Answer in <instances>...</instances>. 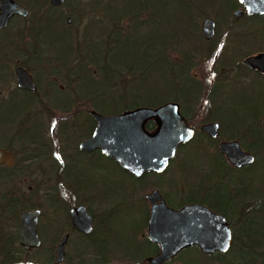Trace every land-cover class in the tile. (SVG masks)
<instances>
[{"label":"rangeland","instance_id":"obj_1","mask_svg":"<svg viewBox=\"0 0 264 264\" xmlns=\"http://www.w3.org/2000/svg\"><path fill=\"white\" fill-rule=\"evenodd\" d=\"M196 4H198L197 0H191L190 4H177L174 1L167 4L162 0H66L64 6L59 8V12H63L68 8L72 14L73 21L71 25L66 26L64 16L62 25L57 24L55 26L58 33H51L49 36L52 44L48 39H40L39 46L42 49L43 56L39 69H35V73H38L41 79L39 86V94L42 96L41 102L49 101L48 98L44 97L51 94L50 83L52 84V81H54L53 83H55L57 89L59 85L63 86V82L66 79L65 72L63 73V70H60L63 66L57 64L59 61L57 53L61 55L62 59H65L66 67L71 69L75 63L74 61L83 60L81 58L82 55L77 52L80 50L85 32L88 31V34L98 42V46H96L100 49V52L102 54L106 53L104 55L107 57L110 55L109 59H102L103 64L114 68L118 67L121 62L124 64L131 63L135 65L137 72L143 69L146 70L145 85L149 89L154 83L158 85L163 81L162 75L164 73L161 68L158 69L162 62L159 61L161 65H156L152 63L151 59L157 54V51L162 54L164 53L163 51L167 50L165 56L170 63L188 65L190 67L188 75L196 82V86L201 93L193 95L187 86L186 88L181 86L183 94H192V96L188 97L186 101L179 103L186 111L189 122L197 129V135L200 134L197 139L179 150L176 162L171 164L170 169L163 175V178L148 177L132 186H130V183H132L130 177L122 170H119L109 159L96 157L90 161V156L87 164L77 167L79 173L82 174V179L77 181V185L83 187L86 191L85 193H77L70 188V185L68 188L66 186V184L70 183L68 181H72L69 176V167L66 166L63 177L61 176L62 171L60 168L63 163L67 164V153L69 150H73L85 136H83L82 132L77 131L74 134L75 136H72L69 141L67 138L65 140L64 135L59 131L58 125L60 123L58 121H65L69 117H66L67 115L64 112L62 114L60 110H44L40 102L41 114L45 115H41V133L38 132L37 139L40 141L38 148L43 150L42 153L45 156L40 158L39 161L29 163L27 167L25 164L20 166L17 164V169L13 176L7 177L8 179L5 178L7 182L0 183V199L5 193H15L21 199L39 205L42 211L45 212L46 217L49 216L51 219V223L43 225L42 233L39 232L42 239L41 247L28 255H23L24 260L26 257L33 263L54 264V246L64 233L69 232L70 237L65 248L66 259L62 264H133L134 262L127 255L135 258L134 256L136 255L140 257L152 252V247L150 246H144L143 248L136 246L141 244L146 238L147 232L146 221L143 224V215L145 212L148 214L149 205L144 199V194L155 187L169 196L178 195L177 197L180 196L181 198L186 195L185 193L193 191V188H198L199 185L204 184L205 181L207 182V174L211 169L210 159L202 158L201 154L195 157L190 155L194 150H203L205 156L212 159L215 157L217 142L213 145L209 144L206 136H204L205 134L200 131V127L212 121L211 115L215 108L219 106L218 104H224L225 115L230 120L234 118L232 117L233 111H236L242 117L251 109H254L257 113L259 112V114L264 111V105L260 102L254 104L251 100L243 103H239L237 100H226L220 92L224 91L228 86L224 87V89L217 87L227 84L224 71L229 70L233 63L234 65L242 63V60L247 55L264 51V43L260 42L263 41V35L256 34L253 38L250 37L249 40V31L244 36V31L246 32L245 26H249V30L255 31L263 29L264 25L260 23L258 27L256 21L249 22L243 18L236 19L233 16V11L236 7L229 9V4L225 0H210L205 5L204 10L195 18V22L191 24V31L186 36V25L183 20H187L188 16L196 13L197 8L193 6ZM147 7L156 8V11L159 12V23L156 22L155 25H150L148 21H154L155 16H152L148 9L144 10ZM44 10L46 9L44 8ZM126 12L133 14L119 17ZM207 17L213 18L216 22L215 34L211 42H205L200 30L202 21ZM138 22L141 25H137ZM134 24H136V27L126 38L116 37V34L119 36L126 35L131 31ZM47 26L53 28V22H50ZM255 37L257 38L255 39ZM70 39L74 49H79L76 54L73 53L71 61L68 52L69 47H66ZM157 43L159 44L158 47L154 46ZM104 45L105 47L103 48ZM97 47H91L87 51L96 52ZM107 48L108 50H106ZM112 48L113 50H111ZM81 49V51H84L86 48L82 47ZM85 66L91 71L93 78L98 80L97 68L89 63ZM53 70H56L58 75H51ZM169 77V75L166 76L168 81H170ZM251 78L252 75L248 73L242 79L243 85L246 84L248 93L251 92L253 87ZM114 79L117 80L118 78ZM181 81L184 82V78L180 76ZM258 83L256 82L255 88L260 92L263 100L264 76H261V82ZM187 85H190V83ZM103 87L105 86L90 87V90L95 92L94 89ZM214 87L215 89L217 87L216 91L213 90ZM14 88L15 82L13 76H11L6 84L0 85V90H2L0 96H7ZM64 91L67 92V90ZM159 91L163 92L160 95H155V97L151 95V92H142L140 97L143 100L146 98L161 100L170 93L168 88H162ZM74 96L78 95L74 94ZM95 99L103 100L104 104H100L98 108L104 112L97 110L89 103L87 105L89 109H95L101 113H106L111 108L119 109L122 106V110L127 109L126 104L130 100L126 98L125 105H123L115 94L101 97L97 95ZM29 101L28 98L20 97V100L18 98L14 104L5 102L0 106V146L10 145L16 153V162H18L19 158L28 156V151L19 149L21 147L19 145L17 122L20 118H13H15V113L21 112L22 114L27 109ZM31 110H33V107H31ZM47 111H53V113L50 115ZM46 115L48 116L47 118L45 117ZM257 124L258 128L264 130L263 119H260ZM86 128H83L84 131ZM220 131H222L221 128ZM238 134L240 135V142L244 144L251 142V136L243 135L241 131ZM220 140H229V138L220 137ZM263 152L261 150L259 154L264 159ZM178 164H180V167H176ZM229 171L228 176H231L232 171ZM258 178H262L260 171L256 177H253L252 180H247V182L256 189L257 185L259 186ZM174 181L178 184L174 183ZM72 182L76 183V181ZM211 185L200 186V195L202 190H206L205 186H210V188L214 186L213 184ZM235 186L230 183L228 190L233 191ZM210 188L208 187L207 190L210 191ZM253 188H250L249 191ZM126 190L129 198H126ZM253 193L262 194L255 190ZM78 199H86L88 208L94 215L98 226H103L107 218L106 227H108V233H103V236L105 237L104 241H107L106 243L109 246L106 247L107 250L101 257L95 254L85 239L80 238L76 232L71 231L68 210ZM53 200L62 201L66 209L56 214L50 205ZM121 201L122 204L117 209L119 204L114 202ZM176 201L175 198H171V203L174 204ZM113 207H115L116 211ZM110 213L111 215L108 216ZM7 222V217L3 216L0 210V233L12 231L7 226ZM148 255L150 254L140 258L139 262L147 264L145 258ZM227 256L229 257L230 253ZM174 261L183 262L184 264H203L204 258L197 250H190L179 253L175 260L166 264H173Z\"/></svg>","mask_w":264,"mask_h":264},{"label":"trees","instance_id":"obj_2","mask_svg":"<svg viewBox=\"0 0 264 264\" xmlns=\"http://www.w3.org/2000/svg\"><path fill=\"white\" fill-rule=\"evenodd\" d=\"M162 1H165V3L167 4L172 1L176 2L177 4H190L191 0ZM197 1L198 4L193 5L195 8H197L196 13L188 16L187 20H183L184 24L186 25V36H188L189 32L191 31V24L195 22V18L204 10L205 5H207L210 0ZM225 1L229 4V9L240 6L237 0ZM147 9L150 11L152 16H155L154 21H148L150 22V25H155L156 22L159 23L160 17L159 12L156 11V8L147 7L144 10ZM129 14L133 13L126 12L120 15L119 17L121 18L122 16ZM255 19L258 21V23L264 25V15L256 16ZM137 25H141L140 22H138ZM135 27L136 24H134L131 31H129L126 35L119 36L118 34H116V37L126 38L128 35L131 34L132 30ZM257 30L260 31V35H263V41L260 42L264 43V27L263 29ZM95 35L97 37L96 33ZM96 45L98 46V42L94 37H91L88 34V31L85 32L84 39L80 45V50L74 49L70 39L69 43L67 42L66 46L69 47L68 52L70 61L72 60L73 53L76 54L78 50L79 52L77 53H80L82 55L81 58L83 59L79 60V62H77V60L74 61L75 63L71 69H68L66 67V62H64L65 59H62L61 55L57 53L59 60L57 64L63 66V68L61 67L60 70H63V73L65 72L64 74L66 79L65 82H63V89H61L60 87H57L56 89V85L55 83H53L54 81H52V84L50 83V88L52 89L50 95H52L54 98L51 101L49 99V101L47 102H41V106L44 110H60L61 112L70 111L71 105H75L77 103L75 102L77 100L71 102L69 99V97L74 94L90 97V99L86 101H80L79 104L88 106L87 104L89 103L97 110L104 112L98 108L99 105L103 103V100H96L95 97L97 95L101 97L110 96V94H115L123 105H125L126 98H129L130 100L127 101L126 104V106L128 107L127 109H134L137 107H156L168 101L182 102L186 101L188 97L192 96V94L194 95L195 93H201V91L196 86V82L193 80V78L188 75L190 67L188 65H180V63L168 62L165 56V52L167 50L163 51L164 53L162 54L157 51V54L154 55L153 58L151 57L152 63H155L156 65L160 64L159 61L162 62V65L160 64L161 66H159L158 69L161 68L164 75H162L163 78L161 77L163 79L162 83L158 85L154 83L153 86L151 85L150 90L145 85L146 70L143 69L142 71L137 72L135 65L131 63L124 64L123 62H121L118 67H108L102 63V59L107 60L109 59L110 55L107 57L106 55H104L106 53L102 54L100 52V49ZM158 45L159 44L157 43L154 46L158 47ZM82 47H85L86 49L84 51H81ZM91 47H97V51L88 52L87 50ZM104 47L105 45L103 46V48ZM113 48L111 50H113ZM106 50H108V48ZM88 63L94 65L97 68V74L99 78L98 80H95L93 78L91 71L87 69V66H85ZM248 73L252 75L251 82L253 87L251 88L252 90L250 93L247 92L246 84L243 85L244 82H242V79L245 78L246 74ZM224 74L226 75L225 79L227 84H223L222 86L220 85L217 87L224 89V87L228 86V88L220 92V94L223 95L226 100H237L239 101V103L251 100V102H253L254 104H256V102H260L264 105V98L262 100L260 92H258L255 88L256 82H261V76H264L263 73L253 71L243 63H238L236 65H234L233 63L230 66L229 70L224 71ZM51 75H58V72L56 70H53ZM165 75L170 76V81L166 79ZM180 76L184 78V82H180ZM116 77L118 78L117 80L114 79ZM188 83H190V85H187ZM101 85H104L105 87L96 88L94 89L95 92L90 90V87L94 88L99 87ZM181 86L184 88H186L187 86V88L192 91V94H183V90L182 88H180ZM217 87L216 89L214 87L213 90L216 91ZM162 88H168L170 90L169 95L166 96L164 99L158 100L146 98L145 100H143L140 97L142 92H151V95L154 97L157 94L160 95L161 92L164 91H159ZM64 90H67V92H65ZM218 105L219 106L215 108L213 114L211 115V120H217L218 122H220L222 129V131H220V137L236 139L240 142V135L238 134L240 131L243 132V135L251 136L252 140L249 144H244L242 142H240V144L245 150L256 154V159L252 165L243 167L241 169H235L226 162L225 157L218 151L215 153L216 155L215 157H213V159L211 157L205 156L203 150H194V152H192L190 156L195 157L196 155L201 154L202 158L206 157L207 160L210 159L209 161H211V169L207 174V182L205 181L204 184H213L215 186V189L212 191H208V188L205 191L202 190L203 196L202 194L200 195V201L208 202V205L211 208H213L217 212L222 213L227 218L232 228L233 240L230 249L226 253L204 254L199 250V248L192 246L185 248L180 252V254L185 251L197 250L199 254L204 258L203 264H264V159L261 158L259 154L261 150L264 151V130L257 127L258 121L260 119L264 120V111L259 114V112L257 113L254 111V109H251L247 111V114L243 115V117L239 115L236 111H233L232 117L234 118L233 120H230L225 115L226 111L224 109V104ZM122 108L123 106L119 109L111 108L106 113H119L123 111ZM186 117L188 118L187 114ZM70 119L71 118L66 119L65 121H58V123H60L58 125L59 131L64 135L63 137L65 138V140L67 136H70V133L75 134V132L77 131L82 132L83 136H86L88 133H90L91 129L93 128V120L90 114H85L82 117V115L74 111L72 116V119L74 121L73 124H70ZM146 126L148 129L154 128L153 123H148ZM70 128H72L71 131ZM83 128H86L85 131ZM38 132L41 133V131L39 130L35 131L33 134H27L25 137L26 141L24 142V146L25 150L28 151V156L19 158L18 162H16L13 167L0 168L1 184L7 182L5 178L13 176L14 172L17 169V164L18 166H20L21 164H25V166L27 167L29 166V163H32L33 161H39V159L42 158L41 156L43 150L38 148V145L40 143V141L37 139ZM198 135H196L192 141L197 139ZM204 136H206V140L209 142V144L213 145L214 143H216L215 140L210 139L207 135ZM185 146L186 145L180 146V150L183 149ZM65 168L66 164L63 163L60 168L62 171V177ZM229 170L232 171L231 176H228L230 173ZM259 171L261 172L262 178H258L259 186L257 185V188L254 189L252 185L248 184L247 180H252L253 177H256ZM230 183L236 185L233 191H231L230 189L228 190V185ZM73 185L74 192H86L85 190H82L83 187H79L77 185V182L73 183ZM66 186L68 188L69 184H66ZM250 188L253 189L249 191ZM254 190L257 192H261L262 194H254ZM189 197L192 200L193 193H190ZM80 200L81 199H78L76 201ZM81 201L88 203L86 199H82ZM50 205L52 206V209L56 214L66 209V206L63 204L62 201L53 200L50 202ZM1 206L2 213L5 216L13 218L15 221L18 213L22 209L39 207V205L33 204V202L30 203V201L28 200L21 199L15 193H5L1 199ZM143 218V224H145V221L147 219L146 213L143 215ZM46 220L47 222H45ZM40 221L41 222L39 224V231L42 233L44 227L43 225L51 223V219L49 218V216L46 217L45 212L42 211ZM71 230L73 231L72 228ZM105 232L108 233V227H106V223L103 226H98V223L95 219L94 228L91 234L84 236L77 233V236L88 240V245L91 246L95 254L101 257L102 254H104L103 249L106 248V243L104 241L105 237L103 236V233ZM136 246H138V244ZM139 246L138 248H143L144 246L152 247V252L147 254L154 253L157 250L156 244L152 243L147 238L144 240L143 244L141 243V246ZM5 248V243H0V255L6 254ZM19 252L24 255L29 254V252H26L22 249ZM228 253H230L229 257L227 256ZM147 254L141 255L140 257L139 255L134 256L137 259L133 258V256L130 257L132 259V262H134L135 264H141V262H139L140 258L144 257ZM205 260H207V262H205ZM21 264L37 263H33L25 257V260L21 262Z\"/></svg>","mask_w":264,"mask_h":264},{"label":"water","instance_id":"obj_3","mask_svg":"<svg viewBox=\"0 0 264 264\" xmlns=\"http://www.w3.org/2000/svg\"><path fill=\"white\" fill-rule=\"evenodd\" d=\"M65 0H51L60 5ZM244 10L233 11L235 17L264 15V0H238ZM0 25L6 18L20 8L10 0L0 4ZM201 31L206 39L214 34V20L205 18ZM244 64L264 72V52L248 56ZM17 85L20 88L35 90L36 85L30 75L21 68L16 71ZM95 126L90 136L79 144L80 149L91 151L95 148L116 161L130 174L140 176L145 172L162 173L174 158L179 146L189 143L195 134L192 126L180 114L177 102L168 101L156 107H137L124 109L116 114H101L90 111ZM153 119L156 127L148 131L146 122ZM211 138L219 133V123L211 122L202 127ZM217 150L225 155L235 168L252 165L255 156L242 148L238 140L221 141ZM14 154L0 150V163L13 166ZM151 204L148 218V238L159 245V251L147 258L149 264H161L174 257L181 250L195 246L204 254L226 253L232 244L233 234L227 218L204 204H186L179 209L169 207L158 190L145 194ZM40 209L34 208L20 212L18 217V242L25 249L37 248L41 241L37 232ZM68 215L73 229L83 234L92 230V215L85 205L69 209ZM68 233L61 236L55 246V263L61 264L66 256L65 246ZM174 264H184L176 261Z\"/></svg>","mask_w":264,"mask_h":264},{"label":"flooded vegetation","instance_id":"obj_4","mask_svg":"<svg viewBox=\"0 0 264 264\" xmlns=\"http://www.w3.org/2000/svg\"><path fill=\"white\" fill-rule=\"evenodd\" d=\"M10 1L15 3L16 5H18L20 8V11H15V12L11 13L6 18L5 25H3V26L0 25V85L6 84L7 81L9 80V78L11 76H13L14 82H15V88L12 91H10V94H8L7 96H3V95L0 96V106L5 102L10 103V104L11 103L14 104L15 100H17L18 98L20 100V97H22V98L25 97V98H28L30 100L27 104V107H26L27 109H25L22 114H21V112L15 113L14 114L15 118H13V119L20 118V120L17 122L18 137L20 140L19 145L21 147L19 149H22L24 151L25 150L24 142H25L26 135L27 134H33L35 131H39V130L41 131L40 119H41V115H45V114H41V110H40V102H41L42 96H41V94H39V92H40L39 86H40L41 79H40L38 73L37 74L35 73V71H36L35 69H39L38 67L40 65V62H41V59L43 56L42 49L39 46L40 45V39L44 38V39L49 40V36L51 35V33H58L56 31L57 27H55V26L57 24L62 25V22L64 20V16H65L64 22H65L66 26L71 25L73 18H72V14L68 8L65 9L63 12L58 11L59 8L64 6L66 0L64 1V3H62L60 5L52 4L51 0H10ZM1 2H2V0H0V4H1ZM44 8L46 10H44ZM237 8H241L242 10H244V6L241 4H240V6L236 7V9ZM236 9H234V10H236ZM0 14H1V9H0ZM256 16H263V15H247L245 13H242L239 17H235V16L234 17L236 19L243 18L245 21H249V22H255L256 21L258 24V27H259L260 23H258V21L255 19ZM50 22H53V26H54L53 28H51L50 26L49 27L47 26L50 24ZM42 24H43V26H42ZM215 29H216V22L214 20V34H215ZM200 30H201V27H200ZM245 30H246V32L244 31V36H245V33H248L250 31L249 32L250 34H248L249 40H250V37L253 38L254 35L260 34V31H258V30H255V31L249 30V26H245ZM201 33H202V31H201ZM64 34H67V33H64ZM214 34H213L212 38L206 39L202 33L205 42H211V40L214 37ZM246 37H247V35H246ZM256 38L257 37H255V39ZM51 44H52V42H51ZM53 49L55 50L54 47H53ZM262 52H264V51L252 53V54L247 55L246 57L251 56V55H256V54L262 53ZM244 59L242 60L243 64H244V62H243ZM247 67L252 69L253 71H258V72L264 74V72L259 71L255 67H250V66H247ZM18 68L23 69L24 71H26L30 75L31 80L36 85V89L34 91L28 90L25 88H20L17 85L16 71ZM37 71H39V70H37ZM59 87L61 89H63L62 85H59ZM1 92H2V90H0V93ZM7 93H8V90H7ZM44 98H48V100L50 99V101H51V100H53L54 97L52 95H49V96H46ZM69 99L71 102H73L74 100H77V101H75V102H77L75 105L74 104L71 105L70 111L64 112L67 115L66 117L71 118L70 124H73V122H74L72 119L74 111H76V113L82 115V117L85 114H90L91 110L96 111L95 109H89V106L79 104L80 101H84V100L86 101V100L90 99V97H88V96H84V95L74 96L73 95V96L69 97ZM177 103L179 105L180 114L186 119L187 124L192 126L194 131H195V134L193 137V139H194L195 136L197 135V129L195 128V126H193L189 122V119H188L189 117L188 118L186 117L187 113L184 110V108H182L181 104L179 102H177ZM31 107H33V110H31ZM47 112H49L50 115H51V113H53V111H47ZM54 112H56V111H54ZM96 112H98V111H96ZM61 113L63 114V112H61ZM98 113H101V112H98ZM101 114H116V113H110L109 112V113H101ZM90 116H91V114H90ZM45 117L47 118L48 116L46 115ZM91 118L93 120V128H94L95 121H94L92 116H91ZM13 119H11V121H13ZM211 122H215V120L209 121L206 124H209ZM216 122H218V121H216ZM148 123H150V124L153 123L154 128L148 129L146 126L147 130L153 131L156 127L155 121L153 119H150L146 122V125ZM218 123H219V133H218V136L216 138H211L205 131L202 130L201 127L205 124H203L200 127V131L203 132L205 135H207L210 139L215 140L217 142V146L221 141L236 140V139L220 140L221 124H220V122H218ZM93 128L91 129L90 133H88L81 141H79L77 143V145L75 146V148L73 150H69V152L67 153V164H66V166L69 167V171H70L69 176H70V179L72 181L77 182V181L82 179V174L79 173L77 167H82L83 165L87 164L89 162L90 156H91L90 161H92L96 157H103V158L109 159L111 162H113L115 164V166H117L119 168V170H122L123 172H125L130 177V180L132 181V183H130V186H132L133 184H136V182L142 181L143 179H146L148 177H155V178L160 179V178L164 177L163 175L166 172H168V170L171 167V164H174V162H176V157H177V154L180 150V146H179L177 151H176L174 158H172L169 161L167 168L162 173H156V172L149 171V172L143 173L140 176H135V175L130 174L125 169H123L112 158L106 156L101 151V149L95 148L91 151H87V150L79 148V144L90 136ZM71 129L72 128H70V131H71ZM72 136L74 137L75 135L73 133H70V136H67V140L69 141V139H71ZM187 144H185V145H187ZM181 146H184V145H181ZM0 150H6V151L12 152L14 154V157H15L14 164L16 163V153H15V151H13V149L11 148L10 145H6L5 147L0 146ZM219 153H221V152H219ZM222 155L225 157L224 154H222ZM43 156H45V154L42 153L41 157H43ZM225 159H226V157H225ZM226 162L231 167H233L227 161V159H226ZM14 164H13V166H14ZM13 166H11V167H13ZM4 167H9V166H7L5 163H0V168H4ZM176 167H180V164H178ZM243 167H246V166H243ZM243 167H241V168H243ZM233 168H235V167H233ZM241 168H235V169H241ZM72 181H68V182H70L69 183L70 188L73 189V186H74L73 183H75V182H72ZM174 183H176V182L174 181ZM176 184H178V183H176ZM203 185H206V184L199 185L198 188H193V191H189V192L185 193L186 195L184 197L182 196L181 198H180V196L177 197L178 195L177 196H169L165 192L160 191V189L155 188V187L152 188L147 193H149L155 189L158 190L162 199L165 201V203L173 209H179L180 207H182L186 204L199 203V204L206 205L207 207H209L213 211H216L208 205V202L200 201V192H201L200 186H203ZM208 187L210 188V186H205L206 189ZM214 189H215V186L210 188V190H214ZM82 190H84V189H82ZM80 193H83V192L81 191ZM125 193H126V198H129L127 196V190L125 191ZM147 193H145V194H147ZM190 193L191 194L193 193V199L192 200L189 197ZM145 194H144V196H145ZM103 196H105V195H103ZM171 198H175L177 201L173 204V203H171ZM1 199H0V210L2 212ZM144 199H145V197H144ZM145 200H146V202H148V205H149L148 214H147V212H145L147 214L146 230L148 231V218H149V215L151 213V204L147 199H145ZM114 203L119 204V206L117 207V209H118L121 206L122 201L121 202H114ZM81 204L85 205L88 212L92 215V230H91V232H92L93 228H94L95 217L91 213L90 209L88 208L87 203L84 201H81V200L76 201L71 207H69V209L76 207L78 205H81ZM34 208H38L41 211L39 219H38V225H37V232H38L41 244L37 248H31V249L27 250L23 246H21L18 242V217H19L20 212H22L24 210L34 209ZM113 209L115 210V207H113ZM20 212L17 215L16 221L13 218H10L9 216H5L3 214V216L7 217V219H8L7 226L9 228H11L10 230H12V231L7 232V233L2 232L3 234L0 233V243H5V245H6V248H5L6 254L0 255V264H21V262L24 261V258H23L24 254L19 252L21 249L26 251V252L31 253L32 251L38 250L42 245V239H41L40 234H39V232H40L39 231V224H40V219H41V215H42V209L40 207H32V208L22 209ZM218 213H220V212H218ZM110 215H111V213L108 216H110ZM69 220H70V217H69ZM106 220H107V218L105 219L103 224L106 223ZM70 225H71V228L73 229L72 224H71V220H70ZM73 232H76V233L84 235V236L91 234V232L89 234H83L81 232L76 231L75 229H73ZM67 233L69 234V237H70V233L69 232H67ZM69 237L67 239V242L69 240ZM146 238L149 241H151L148 238L147 232H146ZM144 240L141 242L142 244H143ZM58 241L56 242V244L58 243ZM67 242H66V245H67ZM86 242H88V240H86ZM106 242L107 241H105V243ZM151 242L154 243L153 241H151ZM56 244H55V246H56ZM139 245L141 246V244H138V246ZM55 246H54V259H53L54 264H56L55 263ZM107 246H109V245L106 243L105 247H107ZM156 246H157V250L145 258V261L147 264H149L147 261V258L152 256V255H155L159 251V245L156 244ZM65 248H66V246H65ZM106 250H107L106 248L103 249V252H106ZM180 252H178L177 255H175L174 257L164 261L161 264H166L169 261L175 260ZM104 254H102V255H104ZM127 257L131 259L130 256L127 255ZM65 259H66V256H65ZM65 259H64V261H65ZM135 259H137V258H135ZM175 262L176 261H174V263Z\"/></svg>","mask_w":264,"mask_h":264}]
</instances>
